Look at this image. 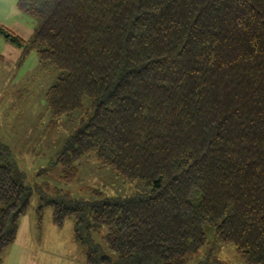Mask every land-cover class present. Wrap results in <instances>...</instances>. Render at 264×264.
I'll return each mask as SVG.
<instances>
[{
    "label": "trees",
    "instance_id": "1",
    "mask_svg": "<svg viewBox=\"0 0 264 264\" xmlns=\"http://www.w3.org/2000/svg\"><path fill=\"white\" fill-rule=\"evenodd\" d=\"M18 7L39 21L32 41L0 33L20 59L32 43L39 69L62 73L44 96L47 128L83 113L54 159L60 180L76 179L94 154L141 182L128 197L38 191L39 220L44 205L57 228L71 219L87 264H188L207 243L205 226L245 264H264V0ZM37 190L0 141V264Z\"/></svg>",
    "mask_w": 264,
    "mask_h": 264
},
{
    "label": "rangeland",
    "instance_id": "2",
    "mask_svg": "<svg viewBox=\"0 0 264 264\" xmlns=\"http://www.w3.org/2000/svg\"><path fill=\"white\" fill-rule=\"evenodd\" d=\"M19 0H0V26L25 42H31L38 19L22 12ZM37 47L29 43L24 58L17 48L0 33V141L11 148L13 159L25 172L34 192L29 209L19 220L16 240L2 254L3 264H87V248L75 241L73 221L68 219L62 228L52 222V209L44 205L39 220L37 208L43 204L40 192L54 195L55 189L74 197L92 198L95 190L109 197H128L141 182L129 183L109 168H102L94 154L86 156L79 166L76 179L60 180V168L54 159L68 135L76 128L82 112L63 117L55 131L47 128L44 96L56 84L62 73L39 69ZM88 98L84 99V103ZM88 103L86 102V106ZM74 117V118H72ZM68 118V119H67ZM206 245L188 264L208 258L217 264H245L231 245L217 240L213 229L205 226ZM95 241L105 253L102 238Z\"/></svg>",
    "mask_w": 264,
    "mask_h": 264
}]
</instances>
